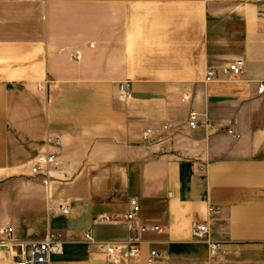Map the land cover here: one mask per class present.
I'll list each match as a JSON object with an SVG mask.
<instances>
[{
    "label": "crops",
    "instance_id": "1",
    "mask_svg": "<svg viewBox=\"0 0 264 264\" xmlns=\"http://www.w3.org/2000/svg\"><path fill=\"white\" fill-rule=\"evenodd\" d=\"M262 83L264 0H0V264L50 233V264H264ZM192 111L214 125L190 128ZM45 152L66 180L32 174ZM132 198L161 230L112 263L98 242L128 237Z\"/></svg>",
    "mask_w": 264,
    "mask_h": 264
},
{
    "label": "built area",
    "instance_id": "2",
    "mask_svg": "<svg viewBox=\"0 0 264 264\" xmlns=\"http://www.w3.org/2000/svg\"><path fill=\"white\" fill-rule=\"evenodd\" d=\"M244 59H235L230 62L226 67L222 69L223 74L227 78H234L239 76L244 69ZM217 79V72L215 69H208L207 80L214 81ZM129 82H123L120 85V92L123 97L129 95ZM259 92L264 91V83L259 86ZM188 98V97H186ZM189 126L192 129L199 127H212L214 123L212 121H204L200 118L199 114L192 111L188 120ZM167 128V126H165ZM233 133L232 130L229 131ZM152 136V130H147L146 139H150ZM60 141L57 140L56 144ZM60 169L59 157L55 152H45L39 154L34 163L31 166V172L33 175L41 176L46 182L51 180H66L67 175L61 173L57 176V172ZM131 208L126 214V222L129 229L128 237L120 240L102 241L98 242L100 251L105 255L106 259L112 263H121L123 260L134 261L138 259L141 254V240L136 234L160 231L161 227L158 225H149L140 221L141 205L138 199L132 198L130 201ZM60 209L68 212L69 206L61 205ZM215 210L211 208V214H214ZM94 224H110L113 222L112 217L109 214H99L93 219ZM13 232L12 227L4 229V233L8 236L5 244L7 246L13 244V240L10 238ZM195 236L198 239L206 240L209 245L210 257L212 259L219 258L225 252L222 249V244L216 241H212L208 238L209 226L207 222L197 223L194 227ZM86 239L91 243H96L93 232L88 231L86 233ZM30 247L28 250L27 247ZM63 251L60 239L54 234L50 233L45 239L40 241H30L21 243V251H13L16 258L15 264H50L51 257L54 254H61ZM158 255L156 250L151 251V258L149 263L154 261V258Z\"/></svg>",
    "mask_w": 264,
    "mask_h": 264
},
{
    "label": "water",
    "instance_id": "3",
    "mask_svg": "<svg viewBox=\"0 0 264 264\" xmlns=\"http://www.w3.org/2000/svg\"><path fill=\"white\" fill-rule=\"evenodd\" d=\"M5 246H7V245H5Z\"/></svg>",
    "mask_w": 264,
    "mask_h": 264
}]
</instances>
